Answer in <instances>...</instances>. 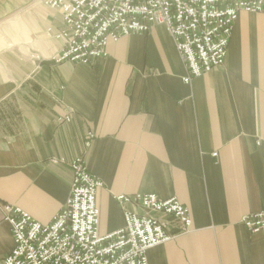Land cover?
Listing matches in <instances>:
<instances>
[{
    "label": "crops",
    "instance_id": "obj_1",
    "mask_svg": "<svg viewBox=\"0 0 264 264\" xmlns=\"http://www.w3.org/2000/svg\"><path fill=\"white\" fill-rule=\"evenodd\" d=\"M64 26L43 0H0V259L14 247L4 204L49 223L70 195V162L84 156L104 183L101 234L125 225L119 194L175 196L190 209L191 230L149 249V264H264V228L242 221L264 211V13L242 11L225 63L190 84L162 24L88 64L53 60Z\"/></svg>",
    "mask_w": 264,
    "mask_h": 264
},
{
    "label": "built area",
    "instance_id": "obj_2",
    "mask_svg": "<svg viewBox=\"0 0 264 264\" xmlns=\"http://www.w3.org/2000/svg\"><path fill=\"white\" fill-rule=\"evenodd\" d=\"M58 9L64 29L56 36L65 48L57 62L91 63L108 55L107 46L134 32L162 24L172 35L185 62L183 81L225 63L235 23L242 11L264 13V0H44ZM60 121L70 120L66 115ZM86 144L90 145V138ZM213 155H217L214 152ZM72 184L65 206L49 223H42L19 206L4 204V219L14 239L0 264H149L148 250L189 232L190 209L177 197L155 193L119 194L125 225L101 234L97 191L103 181L90 172L84 156L70 162ZM135 204L143 213L129 208ZM163 214L173 221L161 220ZM243 223L251 232L264 228V211L247 214ZM177 225L175 230L171 226Z\"/></svg>",
    "mask_w": 264,
    "mask_h": 264
},
{
    "label": "rangeland",
    "instance_id": "obj_3",
    "mask_svg": "<svg viewBox=\"0 0 264 264\" xmlns=\"http://www.w3.org/2000/svg\"><path fill=\"white\" fill-rule=\"evenodd\" d=\"M43 3H44V0H43ZM44 4H45V3H44ZM45 5H46V4H45ZM46 6H47V5H46ZM48 7H49V6H48ZM63 29H64V28H62L61 30H59V31H57V32H55V33H53V34H52L51 32H50V33H51L55 38H57L56 35H57L60 31H62ZM57 39H61V38H57ZM61 40H62V39H61ZM63 42H64V41H63ZM64 46H65V44H63L62 50L65 48ZM62 50H61V51H62ZM61 51H60V52H61ZM60 52H59V53H60ZM55 55H56V54H55ZM53 60H54L55 62H57V61L54 59V57H53ZM57 63H59V62H57ZM258 212H259V211H258ZM262 230H263V229H262Z\"/></svg>",
    "mask_w": 264,
    "mask_h": 264
}]
</instances>
